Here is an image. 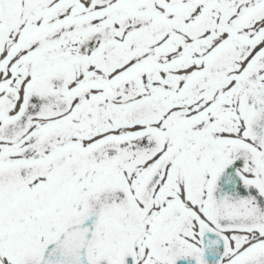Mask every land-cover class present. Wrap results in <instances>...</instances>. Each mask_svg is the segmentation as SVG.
Wrapping results in <instances>:
<instances>
[{
	"label": "snow or ice",
	"instance_id": "snow-or-ice-1",
	"mask_svg": "<svg viewBox=\"0 0 264 264\" xmlns=\"http://www.w3.org/2000/svg\"><path fill=\"white\" fill-rule=\"evenodd\" d=\"M0 264H264V0H0Z\"/></svg>",
	"mask_w": 264,
	"mask_h": 264
}]
</instances>
